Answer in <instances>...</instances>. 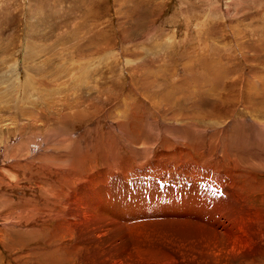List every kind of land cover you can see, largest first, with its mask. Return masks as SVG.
<instances>
[{
  "label": "rangeland",
  "instance_id": "rangeland-1",
  "mask_svg": "<svg viewBox=\"0 0 264 264\" xmlns=\"http://www.w3.org/2000/svg\"><path fill=\"white\" fill-rule=\"evenodd\" d=\"M89 102L98 109L102 107L98 111L102 117L100 128L101 123L110 120L111 129L120 130L123 140L130 142L124 145L118 136H113L111 147L120 161L140 152L139 146L132 144L124 132L135 134L136 141L149 138L151 145L161 140L155 151L160 150L162 156L171 133L173 138L186 134L177 127L194 126L193 134L199 137L224 130L232 119L235 121L232 133L242 136L243 130L248 129L254 137L242 138L249 142L243 144L240 153L256 152L264 156V125L253 128L246 121L249 117L264 123V0H0V118L14 116L20 118L19 125L22 121L28 124V113L35 116L41 110L49 114L50 107L92 105ZM116 106L122 107L112 113ZM161 106H168L176 116H164L168 120L161 122L156 118L159 116L152 115L162 110ZM47 116H41L46 123L39 126L41 131L27 126L18 131L28 140L35 139L32 130L44 131L48 139L70 136L73 129L70 123L55 121L54 115ZM176 118L174 123L168 122ZM162 129L168 135H163ZM6 131L12 137L15 135L12 129ZM6 134L5 130L0 131V139L7 138ZM5 143L8 147L7 141L0 146V161L7 153L3 149ZM179 147L172 149L176 155L182 153L185 161L190 156L202 158L203 150H196L193 141L182 145L181 150ZM203 147L202 162L206 164L209 150L207 144ZM98 152H102L101 144ZM91 161L92 157L86 156L81 167ZM105 165L113 166V162L107 164L98 159L87 173ZM207 165L216 167L218 176L229 170L241 173L240 181L258 179L264 183L263 172L226 157ZM143 167L146 174L131 168L121 175L106 177L105 184L113 188L109 199L123 205H114L111 211L119 214L120 225L128 224L131 231L127 236L122 226L123 234L111 231L86 241L95 250L108 251L107 248L121 241L141 246L145 235L135 217V208L143 215L144 227L154 232L167 227L175 216H194V225L213 231L225 223L221 213L224 210H218L226 204L224 187L213 170L198 172L190 168L175 178L166 173L169 180L186 182L182 198L189 199L190 205L164 214L154 211L143 214L158 198L154 188L158 190L157 180L151 178L148 166ZM158 180L163 183L165 179ZM261 189H249L248 193L250 203L264 211ZM148 191L153 193L146 197ZM7 193L1 189L0 196L6 199ZM17 195L13 194L14 200L12 196L9 203L0 200V230L4 225H12L4 222V215L11 217L12 211L20 208L17 198L25 197ZM167 197L168 193L162 191L160 201ZM11 228L4 237L8 238L0 242V264H77L76 259L61 250L59 240L51 245L59 255L57 260L47 254L50 246L41 254H36L32 245L33 249L26 251L16 242L20 236L18 228ZM9 242L13 246L4 249L2 244ZM73 243L74 240L69 242ZM15 257L19 260H14ZM248 264H264V243L259 255Z\"/></svg>",
  "mask_w": 264,
  "mask_h": 264
},
{
  "label": "bare ground",
  "instance_id": "bare-ground-1",
  "mask_svg": "<svg viewBox=\"0 0 264 264\" xmlns=\"http://www.w3.org/2000/svg\"><path fill=\"white\" fill-rule=\"evenodd\" d=\"M89 104L92 105L79 107L75 104L59 108L50 107L47 108L49 114L41 110L36 114L39 118L44 114L46 116L54 115L57 118L54 119L55 121L70 123L73 129L70 136L64 138L57 135L56 138L52 136L48 139V136L46 137L45 133H42L44 131L39 133L41 131L39 126L43 127L46 123L42 122V117L39 119L34 114L28 113L26 116L28 124L22 121L20 125L18 124L20 118L17 119L14 116L0 118V131L5 130V133H8L6 134L7 138L3 136L0 139L1 147L5 141L8 142V147L6 143L3 146L7 153L2 159L3 161H0V192L1 189H4L5 194L8 191L12 193H7L9 196L6 199L0 196V200H6L9 203L13 194H22L25 197L24 200L17 198L16 203L20 208L12 211L11 214L14 218L4 215V222L12 225H4L0 230L1 243L8 238L4 239L6 232H11L13 229L11 227L15 226L20 232V240L16 237V242L26 251H31L34 248L36 254H41L46 247L50 246L47 254L52 260H57L59 255L51 245L56 244L59 240L61 250L76 259L77 264H248L259 255L264 243V211L250 203L251 198L248 190L264 189V183L258 179L249 182L240 181L242 174L229 170L225 171V175L218 176L216 167L207 165L208 162L226 157L264 173L263 153H261L262 156H258L260 154L257 153V155L256 152H250L247 155L240 153L243 144L249 142L246 139H254L248 129L243 130L242 136L232 133L230 129L235 124L233 119L226 124L224 130H217L210 135L201 134L199 137L193 134L194 126L177 127L186 134L183 137L173 138L171 133L167 150L162 156H160V150L155 151L161 140H157L154 145H151L149 138L136 141L135 134L130 136L129 133L124 132L123 134L132 144L139 146L140 152L131 153L126 156L127 158L124 157L123 161H120L117 152L111 147L113 136H118L124 145H130V142L123 140L120 130L115 132L111 129L110 120L101 123L103 127L100 128L99 120L102 117L100 114L98 115V111L102 107L98 109L93 102H89ZM121 107L115 108L114 111L111 108L110 110L113 113L120 110ZM161 108L162 112L154 110L155 113L152 114L159 116L156 118L161 122H167L168 119H165L164 116L173 118L176 116V113L168 106H161ZM92 118L95 120H91ZM177 118L168 122L174 123ZM248 118L246 121L253 128L264 125L260 121ZM236 122L240 123L241 121L236 120ZM105 125L107 126L105 127ZM23 126L40 131L32 130L31 136H35V139L32 137L28 140L23 133L18 131ZM8 129L14 131L13 137L10 136V131H6ZM99 131H101L100 135ZM156 131L154 130V132ZM163 132L162 129V134ZM98 135L101 139L98 138ZM163 135L166 136L168 133ZM244 137L246 139L242 140ZM223 138L229 142L225 143L226 140H224L223 143L221 140ZM2 141L4 142L2 143ZM189 141L194 142L196 150L200 152L203 150L201 159L190 156L189 160L185 161L182 153L177 155L174 153L172 149L174 146H180L181 150L182 145ZM146 143L150 146H145ZM100 144L102 152H98ZM203 144H207L209 150L206 164L202 162L205 151ZM78 154L80 157L76 158ZM88 155L92 157V161L81 167ZM156 156L159 158L157 159ZM98 159L105 160L107 164L113 162V166L105 165L87 173L95 166ZM143 166H148L149 172H152L151 178L153 181L157 180L158 184V190L154 185L158 192V198L155 202L152 201L151 209L143 211V214L150 215L152 211L164 214L166 211L190 205L189 199L182 198V187L186 182L169 180L166 173L175 178L176 174L190 168L198 172L213 170L216 171V178L224 187L223 200L226 204L220 206L218 210L220 212L224 210L221 213L225 216V223L219 230L213 231L194 225V216L191 218L175 216L176 218L167 227L154 232L144 227L143 215L135 208V217L143 231V236L145 235V239L140 242L141 246L131 243L122 244L123 241H121L107 248L108 251L106 249L95 250L86 241H93L111 231L123 234L122 226L125 227L127 236L131 231V226L128 224L121 226L117 219L119 214L111 211L114 205L121 207L123 205L116 204L115 199H109V192L113 188L105 184L106 177L112 178L118 174L121 175L131 168L146 174L147 170ZM184 176L188 177L185 174ZM159 177H164L163 183H158ZM262 189L260 191L264 193ZM114 191L119 197L121 196V193ZM162 191L168 193L165 201H160ZM151 194L148 191L145 195L148 197ZM11 200H14V196ZM1 206L3 207V205ZM203 209L204 206L200 214ZM6 227L9 229L6 230ZM74 228L76 230H73ZM71 240H74L73 244H69ZM7 241H11L15 245L11 239ZM11 242L6 245L2 244L4 249L13 246ZM138 250L142 251L137 252ZM25 256L29 257L28 254ZM14 260L18 261L19 257H15Z\"/></svg>",
  "mask_w": 264,
  "mask_h": 264
}]
</instances>
